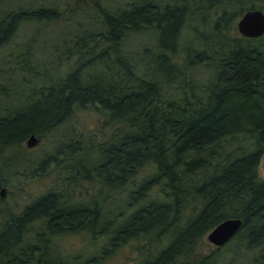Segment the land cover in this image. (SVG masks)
<instances>
[{"label":"trees","instance_id":"1","mask_svg":"<svg viewBox=\"0 0 264 264\" xmlns=\"http://www.w3.org/2000/svg\"><path fill=\"white\" fill-rule=\"evenodd\" d=\"M93 7L95 21L60 43L69 68L56 77L27 72L50 80L39 86L20 82L22 101L0 114V147L40 136L84 108L116 128L97 144L59 142L43 156L34 171L50 163L62 188L2 221L0 264H105L127 245L137 251L131 264H264L257 173L264 34L229 35L245 11L264 13V0H133L112 11L94 0ZM58 18V8L45 5L0 11V51L23 24ZM185 30L191 38L182 47ZM135 34L153 43L132 58L121 44ZM23 55L18 69L26 77L29 52ZM197 67L205 78L188 74ZM79 177L96 190L77 203L67 190ZM231 217L242 220L237 233L201 254L203 236ZM66 235L86 242L73 260L56 243Z\"/></svg>","mask_w":264,"mask_h":264},{"label":"rangeland","instance_id":"2","mask_svg":"<svg viewBox=\"0 0 264 264\" xmlns=\"http://www.w3.org/2000/svg\"><path fill=\"white\" fill-rule=\"evenodd\" d=\"M100 1L102 5L112 11L133 0ZM93 2L94 0L1 1L0 11L14 9L19 6L35 7L45 5L58 8L60 18L43 24L34 22L23 24L11 42L0 51V88L4 89L0 93V114L5 112L6 107L16 106L20 104L19 101H22V97L15 94L21 85V81L29 80L26 84L31 85V87L39 86L41 82L48 83L50 81H36L33 76L28 77L27 72H34V75L41 73V76L44 77L45 72H47L48 76L56 77L59 74L62 75L69 68L71 64L68 61L65 62L67 53L60 43L64 39L70 38L72 34L77 33V30L80 29L78 26L84 28L85 25L90 26L91 21H95ZM237 20L231 26L229 35L240 37L241 35L236 28ZM187 32L185 30L183 34L186 37L182 40V47L191 38ZM32 33L36 35L30 38ZM151 37L135 34L124 40L121 47L126 50L129 57L133 58L142 46L151 45ZM56 47H60V49H55ZM26 50L29 52V56L25 64L26 68L30 67V70H26V77H23L18 65ZM179 55L180 60L183 61L185 53L181 51ZM46 68L48 71H44ZM188 74L198 80L206 76V72L198 67L189 70ZM115 128L116 124L110 123L100 112L97 113L92 108H84L76 110L73 116L64 124L40 136H35V140L31 144H28L29 138H27L19 145L0 147V186L5 188L4 195L0 196V225L10 212L19 213L27 203L39 194L50 189L60 190L62 188L63 182L59 180L62 174H58V171L50 163L40 173L34 171L43 156L52 153L59 142L67 143L70 140L80 139L82 145L85 141L90 146L91 142L97 144L98 141L109 136ZM257 173L259 178L264 179V152ZM69 190L67 191L71 194V201L78 203L80 200H86L95 192L96 187L79 177L70 186ZM56 243L60 247L62 258L67 260H73V257L79 254L86 245L85 239L79 235L61 236ZM216 248L214 244L207 240L205 234L200 241L198 251L201 254H208ZM136 256L137 251L131 250L130 245H127L119 249L105 264H131V260Z\"/></svg>","mask_w":264,"mask_h":264},{"label":"water","instance_id":"3","mask_svg":"<svg viewBox=\"0 0 264 264\" xmlns=\"http://www.w3.org/2000/svg\"><path fill=\"white\" fill-rule=\"evenodd\" d=\"M236 28L242 37L255 38L264 34V13L260 9H249L243 13L237 20ZM35 140V136L31 135L28 144ZM5 188L0 189V196H3ZM242 220L240 218H227L213 227L207 234V240L220 247L228 242L241 227Z\"/></svg>","mask_w":264,"mask_h":264},{"label":"flooded vegetation","instance_id":"4","mask_svg":"<svg viewBox=\"0 0 264 264\" xmlns=\"http://www.w3.org/2000/svg\"><path fill=\"white\" fill-rule=\"evenodd\" d=\"M2 186H0V189H1Z\"/></svg>","mask_w":264,"mask_h":264}]
</instances>
